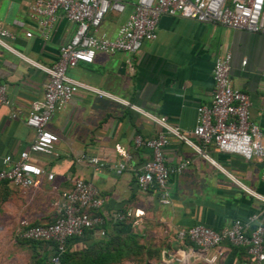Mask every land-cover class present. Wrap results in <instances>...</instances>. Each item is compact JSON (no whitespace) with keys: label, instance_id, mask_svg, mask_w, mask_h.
<instances>
[{"label":"crops","instance_id":"obj_1","mask_svg":"<svg viewBox=\"0 0 264 264\" xmlns=\"http://www.w3.org/2000/svg\"><path fill=\"white\" fill-rule=\"evenodd\" d=\"M31 1L0 0V27L13 35L5 39L11 50L0 47V84L6 85L10 102L0 106V160L15 158L32 142L33 131L24 120L30 104L41 99L46 81L42 68L51 67L58 47L74 29L59 19L43 42L25 15ZM120 21V16L107 14L99 32L112 37ZM26 31H32L30 38L24 37ZM225 53L230 55L231 86L248 96L249 119L264 136V36L161 16L155 39L143 43L136 55L97 52L91 63L66 70L75 83L73 96L46 124L57 143L49 154L30 155L53 178L24 191L0 184V235L11 228L16 236L23 223L52 222L54 204L61 202L74 178L96 187L106 221L103 237L84 232L69 240L72 264H165L164 252L189 248L175 239L177 230L201 224L221 231L234 219L264 211V203L252 196L264 197L262 161H245L212 147L204 149L206 157L194 150L200 147L191 134L195 109L210 102L212 62ZM157 119L188 140L169 136L163 149L168 169L187 162L179 173L169 174L166 203L155 189L143 192L135 183L149 151L134 148L132 138L166 133ZM116 213L130 215L117 223L112 219ZM184 264L252 263L243 249L222 243L206 252L194 249Z\"/></svg>","mask_w":264,"mask_h":264},{"label":"built area","instance_id":"obj_2","mask_svg":"<svg viewBox=\"0 0 264 264\" xmlns=\"http://www.w3.org/2000/svg\"><path fill=\"white\" fill-rule=\"evenodd\" d=\"M107 14L121 17L112 37L99 32V27ZM34 25L37 36L47 42L59 19L74 26L67 42L57 49L55 61L49 68H42L46 74L42 96L32 102L24 120L26 127L33 131V140L27 149L14 158L9 155L0 160V184L5 183L24 191L38 186L41 179L51 181L53 175L45 173L35 165L30 155L49 154L57 143V137L46 130L51 115L68 104L73 96V83L65 72L78 63L89 64L95 53H124L136 55L142 44L156 37V25L161 16L191 19L199 23L211 22L222 27L264 36V0H32L25 13ZM32 31L24 33L30 38ZM13 35L0 27V47L10 49L5 39ZM245 61H242L243 65ZM212 94L208 104L198 105L195 109V125L192 136L200 147L196 153L212 147L226 155H236L245 161L257 159L264 163V136L259 128L250 121L248 96L231 86L230 55L225 53L213 59L211 66ZM6 85L0 84V106H9ZM11 117H15L12 114ZM163 134L142 139L139 135L132 138L134 148L149 151L148 158L142 163L135 176L140 191L155 189L162 203H166L167 181L170 173H179L187 164L183 161L173 169L164 164L163 149L168 145L169 136L188 143L186 137L164 124ZM127 159L128 157L125 156ZM96 164V159H90ZM123 164L117 166L118 170ZM264 181V171L261 175ZM264 203V197L252 194ZM55 217L45 224L23 223L16 237L23 241L52 243L49 256L51 264H60L66 248V241L92 232L99 237L105 235V217L100 213L102 200L96 187L81 178H74L71 187L61 194V202L54 204ZM129 213H116L113 220L123 222ZM175 239L189 248L173 253L164 252L165 264H184L187 254L194 249L206 252L220 248L222 243L243 249L252 264L264 263V211L253 213L245 220L234 219L221 231L205 225L196 224L175 232Z\"/></svg>","mask_w":264,"mask_h":264},{"label":"rangeland","instance_id":"obj_3","mask_svg":"<svg viewBox=\"0 0 264 264\" xmlns=\"http://www.w3.org/2000/svg\"><path fill=\"white\" fill-rule=\"evenodd\" d=\"M46 250L49 249L45 245L20 240L11 233V228H6L0 235V264H35L37 255Z\"/></svg>","mask_w":264,"mask_h":264},{"label":"trees","instance_id":"obj_4","mask_svg":"<svg viewBox=\"0 0 264 264\" xmlns=\"http://www.w3.org/2000/svg\"><path fill=\"white\" fill-rule=\"evenodd\" d=\"M71 239H73V238H71ZM71 239H69V240H71ZM69 240L66 241V245H65L66 248H65L64 253L61 256L60 264H72V261H71L72 256L68 252V248H67ZM25 242H31V243H35V244H38V245H41V246L45 245L47 247V249H49V250H46L45 252H43L42 253L43 255L42 254L40 256L37 255V259L35 261V264H51L49 262V256L52 253V249H53V244L52 243H41V242H33V241H25Z\"/></svg>","mask_w":264,"mask_h":264}]
</instances>
